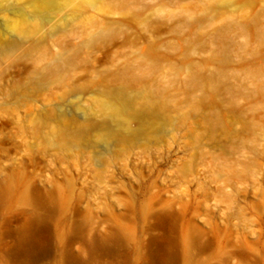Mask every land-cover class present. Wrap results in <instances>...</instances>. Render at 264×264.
I'll return each mask as SVG.
<instances>
[{
    "label": "rangeland",
    "instance_id": "1",
    "mask_svg": "<svg viewBox=\"0 0 264 264\" xmlns=\"http://www.w3.org/2000/svg\"><path fill=\"white\" fill-rule=\"evenodd\" d=\"M208 1L0 0V41L16 27L46 35L0 58V264H264V0L205 17ZM151 45L163 65L141 56ZM60 51L61 77L12 95L41 54ZM215 53L227 55L219 96L253 125L219 145L197 139L192 116L96 156L52 146L33 121L52 107L88 116L90 101L68 90L105 73L199 97L185 64L212 71Z\"/></svg>",
    "mask_w": 264,
    "mask_h": 264
},
{
    "label": "bare ground",
    "instance_id": "2",
    "mask_svg": "<svg viewBox=\"0 0 264 264\" xmlns=\"http://www.w3.org/2000/svg\"><path fill=\"white\" fill-rule=\"evenodd\" d=\"M88 2L95 5L97 0ZM249 2L209 0L202 6V12L205 17H212L216 11L225 7ZM138 17L139 14L132 15L133 19ZM242 17L244 26L253 24L251 16L244 14ZM110 30V25L106 26L103 33H110ZM14 32L16 37L0 41V58L12 56L19 49L32 52L39 48L46 36L43 34L36 37L23 27H16ZM141 56L162 64L155 45H151ZM68 59L65 51L50 55L44 52L41 54V61L46 62L38 64L27 80L16 86L12 95L23 100L44 84L61 77ZM226 61L225 53H215L208 59L209 64L214 63V70L209 72L192 62H186L185 69L190 79L197 81L203 90L199 97L177 99L159 90L143 77L105 73L100 79L75 84L68 90L79 93L90 101L92 108L88 116L79 117L52 107L35 115L33 121L43 130L45 139L52 146L91 150L96 156H106L113 149L122 150L129 145L147 144L151 139L161 138L165 126L174 127L192 116L198 127L197 139L219 145L222 140L236 138L253 126L251 118H246L241 110L219 96L220 84L217 77ZM237 125H241L240 130L236 129ZM101 143L106 148L99 149Z\"/></svg>",
    "mask_w": 264,
    "mask_h": 264
}]
</instances>
